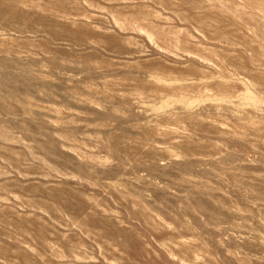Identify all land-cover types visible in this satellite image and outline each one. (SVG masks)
Returning a JSON list of instances; mask_svg holds the SVG:
<instances>
[{
  "label": "rangeland",
  "instance_id": "374dc122",
  "mask_svg": "<svg viewBox=\"0 0 264 264\" xmlns=\"http://www.w3.org/2000/svg\"><path fill=\"white\" fill-rule=\"evenodd\" d=\"M0 264H264V0H0Z\"/></svg>",
  "mask_w": 264,
  "mask_h": 264
}]
</instances>
